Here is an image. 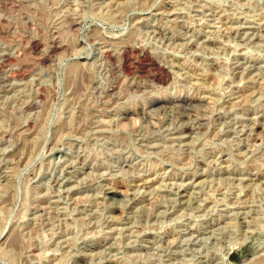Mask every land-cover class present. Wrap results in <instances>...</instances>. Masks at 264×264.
Instances as JSON below:
<instances>
[{"label": "rangeland", "instance_id": "obj_1", "mask_svg": "<svg viewBox=\"0 0 264 264\" xmlns=\"http://www.w3.org/2000/svg\"><path fill=\"white\" fill-rule=\"evenodd\" d=\"M0 264H264V0H0Z\"/></svg>", "mask_w": 264, "mask_h": 264}, {"label": "bare ground", "instance_id": "obj_2", "mask_svg": "<svg viewBox=\"0 0 264 264\" xmlns=\"http://www.w3.org/2000/svg\"><path fill=\"white\" fill-rule=\"evenodd\" d=\"M34 46L35 47H37V45L36 44H34ZM33 46V47H34ZM39 47V46H38ZM142 55V54H141ZM144 56L145 57H147V56H149V55H147V53H145V51H144ZM151 57V56H150ZM123 59H124V62H125V64H127L128 62H129V60H130V56H129V54H128V50H125V52H124V54H123ZM151 60V59H150ZM152 61V60H151ZM155 62V61H154ZM157 63V62H156ZM124 64V65H125ZM127 66V65H126ZM161 67V66H160ZM127 69H128V67H126ZM162 69V68H161ZM157 70V69H156ZM162 71H163V73H165V76H163L161 79L164 81L167 77H169V73L168 72H166L165 70H163L162 69ZM160 75V74H159ZM156 78V77H155ZM158 79V78H157ZM159 80V79H158ZM162 80H161V82H162ZM158 82V81H157ZM155 101V100H154Z\"/></svg>", "mask_w": 264, "mask_h": 264}]
</instances>
